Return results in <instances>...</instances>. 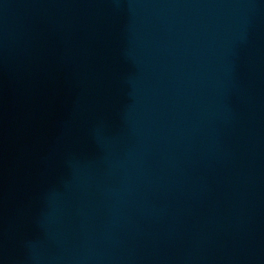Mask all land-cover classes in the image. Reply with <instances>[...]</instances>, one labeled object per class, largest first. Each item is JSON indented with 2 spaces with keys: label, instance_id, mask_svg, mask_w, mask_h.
<instances>
[{
  "label": "water",
  "instance_id": "water-1",
  "mask_svg": "<svg viewBox=\"0 0 264 264\" xmlns=\"http://www.w3.org/2000/svg\"><path fill=\"white\" fill-rule=\"evenodd\" d=\"M0 264H264V0H0Z\"/></svg>",
  "mask_w": 264,
  "mask_h": 264
}]
</instances>
